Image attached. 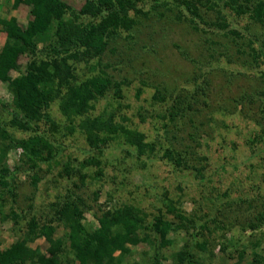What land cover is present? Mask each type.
Returning a JSON list of instances; mask_svg holds the SVG:
<instances>
[{"label":"trees","instance_id":"trees-1","mask_svg":"<svg viewBox=\"0 0 264 264\" xmlns=\"http://www.w3.org/2000/svg\"><path fill=\"white\" fill-rule=\"evenodd\" d=\"M132 1L83 0L84 3L77 5L68 0H14L11 10H16L21 5L29 8L30 20L26 28L22 27L15 17H0V33L6 35L0 48V92L3 88V92L11 98L9 102L0 99L1 219L19 218L15 209H12L10 214H5L4 206L9 201L8 196L14 198L16 185L24 176L29 177L31 185L35 188L42 180L50 179L51 175L59 180L72 176L80 184L78 186L74 183L77 188L86 187V195L89 192L88 183L98 186L88 197L74 192L71 196H77L75 199L59 202L56 218L72 230L68 235V253L63 252L65 242L61 237H56V229L53 226L48 223L40 226L41 223L32 219L23 239L5 249H1L0 244V264H124L127 256H134L135 249L141 245L150 248V252L140 254L142 264H163L169 260L173 264H213L217 245L214 243L219 235L216 233L220 232L225 238L224 233L230 231L224 218L226 213L230 210L238 212L243 204L252 207V198H248V193L241 196L239 194L234 200L231 199L230 192L219 193L211 208L212 215L211 211L206 213L200 196L193 195L192 189L196 180L198 183L207 181L209 185L212 179L203 175V169L196 164L192 166L193 151L178 150L173 143L164 141L149 142V136L145 132L132 127L130 118L125 114H117L118 109L124 107L119 100L125 90L122 83L112 82L107 69L120 59L116 56L117 49L112 48L113 44L117 43L116 38H122V30L129 31L135 26V20L130 18L128 13L130 6L135 7ZM238 2L239 0H230L227 4L236 6L235 12L241 15L246 11L247 5L238 6ZM186 6L195 18L203 21L197 4L186 1ZM250 16L254 21L264 22V0L254 4ZM218 19L217 25L220 28L228 27L222 18ZM189 21L192 22L191 19ZM262 37L259 35L254 39L262 45ZM105 58L108 61L105 62ZM25 59L27 62L23 67L21 63ZM199 74L203 80L202 83L198 82L197 86L195 77L185 79L186 84L194 85L193 91L183 85L171 86L168 97L174 99V107H168L163 114L158 115L166 135H169L168 129L172 123L180 122L182 117L194 121L203 114V107H210L206 91L210 86L209 78L203 72ZM224 74L234 75L235 71ZM147 81L139 78L140 83H137L133 90L139 100L151 87ZM131 84L132 82L124 80L123 85ZM111 90L116 100L109 102L96 115L97 102ZM262 96L260 111L264 115V92ZM165 97L160 90H155L152 96L145 97L146 107L158 106L156 103L163 101ZM56 107L66 119L67 125L64 127H61L51 114L52 109ZM213 111L219 112L212 110L209 114L214 113ZM140 116L141 123H147L148 118H151V121L157 118L155 115L145 118ZM43 124L49 127L50 133L41 132L44 130ZM193 127L197 132L198 128ZM62 129L66 132L65 137L79 134L80 144L88 146V150H84L78 144L77 152L84 155L83 160L73 158L72 155L66 156L67 148L64 149L59 139L50 140L51 137L62 133ZM16 130L24 136L18 137ZM195 132H189L188 136L193 143H198L197 139H194ZM76 140L78 141V137ZM117 141L128 157L131 156L140 163L143 170H146L150 163L163 161L178 173L198 171L196 180H179L176 186L178 191L173 193L169 187L164 188L159 184L158 179L156 184L159 185L154 188L138 189L139 200H134L133 204L118 203L110 199L111 206L97 220V226H88L85 215L91 205L87 199L94 197L98 200L100 197L108 177L103 169V159L107 156L110 146ZM196 148L194 154L200 157V166L206 167L202 161L208 156L201 157V154H198L201 147ZM14 153L19 156V160L11 167L8 161ZM92 168H95V171H92ZM213 168L209 166L205 172L208 171L210 176L215 177L211 174ZM120 171L123 172L120 184H125V167ZM130 177L132 178V174ZM178 177L177 179L181 178ZM203 191L208 193L207 188ZM210 191L214 194V189ZM158 195L161 198L156 204ZM257 197L264 204V198L258 194ZM150 200L151 208L145 204ZM221 200L223 201L220 202ZM187 201L193 207L190 211L183 207V203ZM255 219L257 220L256 217ZM247 226L249 229L261 231V227L252 221L248 222ZM41 236L50 244L47 253L30 246ZM261 243L262 240L258 239L253 242V247ZM220 245L222 253H225L227 245ZM237 251L239 255L236 264H242L247 250L237 248ZM252 259L251 264H264V257L257 252L253 253Z\"/></svg>","mask_w":264,"mask_h":264},{"label":"rangeland","instance_id":"rangeland-1","mask_svg":"<svg viewBox=\"0 0 264 264\" xmlns=\"http://www.w3.org/2000/svg\"><path fill=\"white\" fill-rule=\"evenodd\" d=\"M68 1L77 5L84 3L83 0ZM186 1L200 7L203 21L193 16L186 6ZM258 1L239 0L238 6L239 4L247 5L246 11L241 15L235 12L234 7L236 6L227 4L230 0L132 1L135 7L130 6L128 13L129 17L135 20V26L129 31L122 30L120 32L122 38H116L117 43H114L112 48L117 49L116 56L118 55L120 59H117L118 62L116 61V64L107 69L112 82L122 83V88L125 90L122 99L119 100L124 107L118 109L117 114H125L130 118L133 123L132 127L145 132L149 136V142L164 141L168 144L173 143L178 150L193 151L192 166L196 164L202 168L203 175L211 178L212 182L209 185L207 181L198 183L195 179L198 171L178 173L163 161L150 163V166L143 170L140 163L131 156L128 157L117 141L110 146L107 156L103 159V169L108 177L107 182L104 183V189H101L100 197L98 200L91 196L87 199L91 205V209H88L85 215L88 226L89 224L97 226V220L111 206L110 199L118 203L133 204L134 200H139L140 191L138 189L142 187L152 189L161 184L164 188L169 187L171 192L177 193L176 186L179 180L185 182L196 180L192 193L200 196L206 213L211 211L214 199L219 193L230 192L233 200L239 194L241 196L244 193H248V198H252V207L243 204L238 212L230 210L226 213L224 218L230 231L224 233L225 238L220 232L216 233V235L219 234L216 237L218 239L216 243L213 242L217 244L214 251L216 258L212 263L236 264L239 255L237 248L247 250L242 264H251L252 255L255 252L264 257V217L261 218L262 215L264 216V204L257 197L258 194L264 198V174H261L264 172V115L260 111L264 92V42L261 45L254 39L259 35H262L264 39V22L254 21L250 16L254 4ZM13 4L14 0H0V17H15L19 24L26 28L30 20L29 8L21 5L18 9L11 10ZM218 18H222L223 23L225 22L228 27L220 28L217 25ZM5 38L6 35L0 33V48ZM104 60L108 61L106 58ZM26 62L27 59L21 63L23 67ZM233 70L234 75L224 74ZM202 72L209 78L210 86L206 91L210 107H203L204 115H199L194 121L182 117L180 122L172 123L169 125V135H166L158 115L163 114L168 107H174V99L168 97V92L171 93V86L183 85L189 91H193L194 85L186 84L185 79L195 77L197 79L195 86H197L198 82L202 83L203 77L199 74ZM139 78L148 80V84L151 85L141 100L135 97L133 91L141 82L138 83ZM124 80L132 84L123 85ZM181 82L183 84H179ZM112 90L97 102L96 115L109 102L113 103L116 100ZM155 90L164 93L165 99L156 103L159 107L156 105L146 107L145 97L152 96ZM3 91L2 88L0 99L9 102L11 98ZM114 107L116 108V104ZM212 110L219 112L213 111L214 113L209 114ZM146 111L149 113H145ZM51 114L61 127L67 125L66 119L62 117L57 107L52 109ZM140 115L143 118L155 115L157 118L155 121L148 118L147 123H141ZM193 126L198 128L197 132ZM42 129L44 130L41 132L43 131L44 134L50 133L46 124L42 125ZM61 132L51 137L50 140L59 139L64 149L67 148L66 156L72 155L73 158L83 160L84 155L77 152L80 135L65 137L66 132H63V129ZM189 132H195L194 139H197L199 145L191 141L188 136ZM15 134L18 137L24 136L18 130ZM80 146L88 150L87 145L80 144ZM197 146L201 147L198 152L201 157L208 156L205 161H202L206 167L200 166V157L194 154ZM18 157L15 153L10 155L8 162L11 167L17 164ZM209 166L214 167L211 174L215 177L210 176L208 171L205 172ZM123 167H125L127 177L125 184H120L123 180V172L120 170ZM93 170L95 171V168H92ZM131 174L133 179L130 177ZM178 176L181 178L177 179ZM158 179H160L159 184H156ZM75 182L78 186L80 185L72 176L68 179L62 177L59 180L58 177L54 178L51 175L50 179L42 180L35 188L31 185L29 177L24 176V179L22 178L16 185L14 198L8 196L9 201L4 206L5 214H10L12 209H15L19 213V218L9 217L2 220L0 215L1 249L23 239L29 230L31 220L34 219L36 223H41L40 226L45 223L53 226L56 229V237H61L65 242L63 252L68 253L70 244L68 235L72 230L66 228L65 223L56 218V209L59 202L75 199L77 196H71L75 194L74 192L81 196L86 195L84 193L86 187L77 188L74 185ZM97 188L98 186L88 183V195ZM205 188L208 193L203 191ZM211 189H214V194L210 191ZM157 198L156 204L160 202L161 196L158 195ZM145 204L152 207L151 200ZM183 207L186 211L193 208L189 201L183 203ZM250 221L258 224L261 231L249 229L247 224ZM258 239L262 240V243L253 247V242ZM221 243L227 245L225 253L221 251ZM30 246L42 253H47L50 244L41 236ZM146 251L150 252V248L147 245H141L135 249L134 256H127L124 264H139V262L142 264L140 254ZM163 264L173 263L169 260Z\"/></svg>","mask_w":264,"mask_h":264}]
</instances>
